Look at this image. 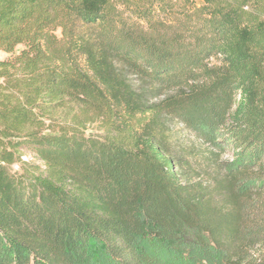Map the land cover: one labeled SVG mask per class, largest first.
Here are the masks:
<instances>
[{"label":"trees","instance_id":"obj_1","mask_svg":"<svg viewBox=\"0 0 264 264\" xmlns=\"http://www.w3.org/2000/svg\"><path fill=\"white\" fill-rule=\"evenodd\" d=\"M0 51V264H264V0H0Z\"/></svg>","mask_w":264,"mask_h":264},{"label":"rangeland","instance_id":"obj_2","mask_svg":"<svg viewBox=\"0 0 264 264\" xmlns=\"http://www.w3.org/2000/svg\"><path fill=\"white\" fill-rule=\"evenodd\" d=\"M5 57V54H3L1 51H0V59H3ZM137 87H138V83L135 84ZM176 129H178L179 132H181V134L183 135V138L184 140H188L190 139V136L188 135L187 131H183L182 130V127L181 126H177ZM24 160H31L32 162H35V163H40V161L38 160V158L31 152H26L23 156ZM15 170V169H13Z\"/></svg>","mask_w":264,"mask_h":264}]
</instances>
